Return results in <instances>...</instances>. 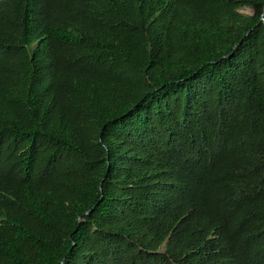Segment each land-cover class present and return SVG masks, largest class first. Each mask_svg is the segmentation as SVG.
<instances>
[{
    "label": "trees",
    "instance_id": "1",
    "mask_svg": "<svg viewBox=\"0 0 264 264\" xmlns=\"http://www.w3.org/2000/svg\"><path fill=\"white\" fill-rule=\"evenodd\" d=\"M4 1L0 264H264V0Z\"/></svg>",
    "mask_w": 264,
    "mask_h": 264
},
{
    "label": "clouds",
    "instance_id": "2",
    "mask_svg": "<svg viewBox=\"0 0 264 264\" xmlns=\"http://www.w3.org/2000/svg\"><path fill=\"white\" fill-rule=\"evenodd\" d=\"M16 2L18 4L21 3L25 7L31 8V9H34V10H40L44 6V0H16Z\"/></svg>",
    "mask_w": 264,
    "mask_h": 264
},
{
    "label": "rangeland",
    "instance_id": "3",
    "mask_svg": "<svg viewBox=\"0 0 264 264\" xmlns=\"http://www.w3.org/2000/svg\"><path fill=\"white\" fill-rule=\"evenodd\" d=\"M239 12L241 14H244V15H250L251 14V10L250 9H245V8L241 9Z\"/></svg>",
    "mask_w": 264,
    "mask_h": 264
},
{
    "label": "water",
    "instance_id": "4",
    "mask_svg": "<svg viewBox=\"0 0 264 264\" xmlns=\"http://www.w3.org/2000/svg\"><path fill=\"white\" fill-rule=\"evenodd\" d=\"M262 21L264 22V18L262 19ZM90 211L86 212V215L89 214Z\"/></svg>",
    "mask_w": 264,
    "mask_h": 264
}]
</instances>
